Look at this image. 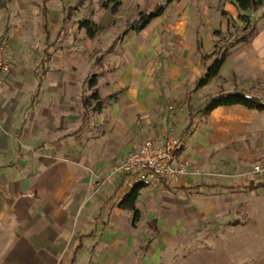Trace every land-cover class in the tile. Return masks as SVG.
Returning a JSON list of instances; mask_svg holds the SVG:
<instances>
[{
  "label": "rangeland",
  "instance_id": "obj_1",
  "mask_svg": "<svg viewBox=\"0 0 264 264\" xmlns=\"http://www.w3.org/2000/svg\"><path fill=\"white\" fill-rule=\"evenodd\" d=\"M75 1H48V39L41 0H10L0 10V40L10 60L0 85V187L10 191L17 169L25 168V240L43 242L35 255L26 252L25 264H69L78 235L91 228L102 196L118 180L111 168L122 153L168 136L182 137L183 154L193 163L185 176L197 182L170 188L145 173L130 174L128 182L143 183L137 220L103 210L106 224L83 241L75 264H264V188L245 187L264 181V173L253 172L264 167V112L232 109L217 116L234 124L225 137L198 115L219 91L241 88L264 100V18L248 43L228 47L242 34L235 7L226 0H174L106 55L139 12L164 0H121L114 13L102 0H86L60 31L64 8ZM222 10L233 27H226ZM246 13L256 19L264 3ZM80 19L98 26L93 37L77 29ZM196 41L204 54L228 53L220 74L192 91L204 69ZM93 74L100 97L127 89L79 129L81 98L90 93ZM188 122L190 132L181 134ZM201 182L221 186L192 188Z\"/></svg>",
  "mask_w": 264,
  "mask_h": 264
},
{
  "label": "trees",
  "instance_id": "obj_2",
  "mask_svg": "<svg viewBox=\"0 0 264 264\" xmlns=\"http://www.w3.org/2000/svg\"><path fill=\"white\" fill-rule=\"evenodd\" d=\"M10 0H0V10L5 9L7 7V4ZM49 0H41L39 10L40 15L42 16V19L44 21L43 23V31L45 32V37L48 39V32L46 30L45 26V20L47 17V3ZM86 0H76L73 4H68L64 8L63 17L61 19V26L60 31H63L68 23L71 21V17L73 14H75L80 7L83 6ZM174 0H164L162 3H155L153 8L146 12H139L136 16V18L129 24L126 30L122 32V34L119 35V37H116L112 40V42L108 45V48L106 51H104L107 54L113 51V49L116 47L117 44L121 43L124 36H126L130 32L138 33L142 31L151 20L159 17L163 11L166 9V7L172 3ZM231 5L235 7V9L238 11L237 19L242 23L241 27V33L240 35H233V39L231 42L228 43V47H233L237 44L241 43H248L257 33L256 30V24L258 21L264 18V13L260 14L259 17L256 19H251L249 14H247V11H255L259 7H261L264 3V0H227ZM101 7L103 9L109 10L110 12L114 13L117 11L119 6L121 5V0H102L100 3ZM221 15L225 19V25L226 27H233V21L230 14L222 10ZM77 29H83L84 33L87 37L91 38L94 36V34L98 30V26L90 21L89 19H80L76 22ZM60 33V32H59ZM218 32H213V35L216 36ZM198 50H200V45L198 46ZM48 53V52H47ZM227 48L222 49H216L213 50L210 54H204L200 51V59L201 62L205 64V69L203 73L195 80L193 90L196 91L202 87H204L209 81L214 79L218 76L219 71L221 67L223 66L226 58H227ZM94 55V52H93ZM101 55V54H100ZM49 56V55H48ZM100 58H96L94 63L97 64L99 60H101L102 56H99ZM87 86L90 89V93L86 96H82L81 98V107H82V114H81V125L79 129H82L84 125L87 124L88 118L90 115H96L99 116L104 108V105L109 102H116L118 100V95L121 92V90H118L116 92H113L105 97H100L97 91V74H93L91 78L87 82ZM229 106H242L248 110H254L257 112H264V100L261 98L247 92L243 89H233L232 91H219L215 95H213L211 98H209L204 106L198 110V114L204 118L208 117L209 113L217 108V107H229ZM190 111V107H188ZM190 126H186L184 128L185 132H188L190 130ZM183 150L181 147L180 151L177 153L179 156V153ZM177 181V180H176ZM165 186L164 181H160ZM143 187V183L137 182L135 183L130 190L125 194H123L122 198L119 201V206L128 211L131 212L133 215V222L137 220L138 217V210L135 207V202L137 199V196L139 194V191ZM209 188H214V185H208ZM250 190H256V189H262L264 188V181L261 182H250L247 186ZM81 239V238H79ZM151 242V239H149L146 242V245L144 248L148 247ZM81 245L78 244L73 251L71 255V259L69 264H74L76 260V252L80 249Z\"/></svg>",
  "mask_w": 264,
  "mask_h": 264
},
{
  "label": "crops",
  "instance_id": "obj_3",
  "mask_svg": "<svg viewBox=\"0 0 264 264\" xmlns=\"http://www.w3.org/2000/svg\"><path fill=\"white\" fill-rule=\"evenodd\" d=\"M228 4H230V3L228 2ZM232 7L234 8L233 5H232ZM254 40L256 41V38ZM197 44H198V42L196 41V48L198 49L199 45H197ZM201 53H202V51H201ZM5 55L7 56L6 49H5ZM199 57H200V54H199ZM7 59H8V62L10 64V60H9L8 56H7ZM200 61H201V59H200ZM201 63L204 65V69H205V64L203 62H201ZM222 68H223V66L221 67L220 70H222ZM204 69H203V71H204ZM203 71L198 75V77L203 73ZM219 74H220V71H219ZM6 77H7V74L3 77L0 85H2L4 83V80L6 79ZM195 80H194V82H195ZM194 82H193V86H194ZM126 89H127V86L119 88L116 90V91L121 90V92L118 95V100L120 98V94ZM238 89H241V88H238ZM192 90H193V88H192ZM243 90H245V89H243ZM116 91H114V92H116ZM113 103H115V102H113ZM232 109L242 110V111H247V112L253 111V110H248L242 106L217 107V108L213 109L209 113L208 117L205 118V119L208 118L209 125L212 126L213 133L215 132L216 135H219L222 137L227 136L226 134H228L230 132V130L234 124H232L230 122L229 118H227L226 120H221L217 116L222 115V113H227V112L230 113L229 110L232 111ZM187 113H188V115H190L189 109H187ZM92 116H95V115H92ZM190 117H191V119L193 118L192 116H190ZM188 125L190 126L189 128L191 130L192 125L188 122V124H186L182 128L181 134L187 133L184 131V128ZM198 126H200V124ZM190 130L188 132H190ZM179 138L182 140V137H179ZM163 140H164V138L158 139V140L156 139L154 142L161 143ZM183 140H184V138H183ZM130 151H131V149L125 150L122 153V157L126 156L127 153H129ZM178 160L189 162V173H190V170H191L193 163L191 162L190 157L188 155L186 156L183 154V150L179 153ZM9 166L13 167L12 164H10ZM17 172L18 173L12 179V182H9L10 191H12V193L10 191L3 190L0 187L1 188L0 189V260L6 262V263L2 262L1 264H25V258L28 254L26 252H29V253L35 255V250L41 251L42 244H43V242L41 240L37 239V237H35V236H32V237L30 236L29 240L28 239L25 240V206H24L25 205V168H22V169L18 168ZM134 175H138V174H134ZM186 176H183L180 179H178L177 182H174L172 184L169 183L166 186L172 188L173 186L179 187L180 185L184 186L186 184H191L194 181L197 182L196 177H194L193 178L194 181H192L190 178H188ZM48 177H49V175H45L44 180H49L50 178H52V177H50V178H48ZM117 178H118V180L113 185L112 191L107 190L106 192L108 194L105 192L107 195L105 194L106 196L105 195H104V197L102 196V201L97 206V209L94 212L93 220L91 221V224H90L91 228L88 231L78 235L77 240H76V245L71 252V255H72L76 246L78 244L81 245L80 249L76 252V260H77L78 252L83 248V241L87 240V239L94 238L96 236V233L100 231L99 229L102 228V226H104L106 224L105 220H103V218H102V215L104 214L103 210H107V212H106L107 215L110 213L109 209H111V208H112V210L118 209L119 211H124L128 214L131 213V212H128V211L122 209L119 206V201L122 198L124 193L126 194L135 183L141 182V181L133 180V182H131V181L128 182L127 180L130 179V174H123V173H122V175L118 174ZM53 182L54 181L52 180V183ZM250 182H254V181H250ZM184 183H186V184H184ZM249 183L245 186L246 188L249 185ZM208 185H214L215 186L214 188L221 186V185H217V184H207V183L201 182L199 184L193 185L192 188L214 189L212 187L211 188L207 187ZM136 202H137V199H136ZM136 202H135V207H136ZM73 203H74V201H73ZM136 209H137V207H136ZM69 217L72 220V216H69ZM132 221H133V215H132ZM70 223H71V221L66 225H69ZM79 238H81V239H79ZM152 238H153L152 236L149 237L145 241L144 245L141 247V250L143 253H145L147 251V249L149 248L150 244L152 243ZM149 239H151L149 246L144 248L146 245V242ZM70 259H71V257H70ZM70 259H69V261H70ZM76 260H75V263H76Z\"/></svg>",
  "mask_w": 264,
  "mask_h": 264
},
{
  "label": "built area",
  "instance_id": "obj_4",
  "mask_svg": "<svg viewBox=\"0 0 264 264\" xmlns=\"http://www.w3.org/2000/svg\"><path fill=\"white\" fill-rule=\"evenodd\" d=\"M5 43L0 40V84L10 71V64L5 55ZM182 147L179 137H165L161 143L150 139L143 140L139 146L116 163L113 174L145 173L149 179L173 182L185 176L189 170V162L178 160L177 153ZM256 174L264 173V167L257 164L253 167Z\"/></svg>",
  "mask_w": 264,
  "mask_h": 264
}]
</instances>
